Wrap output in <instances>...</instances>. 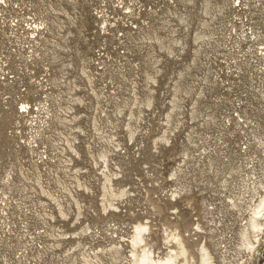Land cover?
Instances as JSON below:
<instances>
[{
  "label": "rangeland",
  "instance_id": "1",
  "mask_svg": "<svg viewBox=\"0 0 264 264\" xmlns=\"http://www.w3.org/2000/svg\"><path fill=\"white\" fill-rule=\"evenodd\" d=\"M263 194L264 0L0 3V264H264Z\"/></svg>",
  "mask_w": 264,
  "mask_h": 264
},
{
  "label": "bare ground",
  "instance_id": "2",
  "mask_svg": "<svg viewBox=\"0 0 264 264\" xmlns=\"http://www.w3.org/2000/svg\"><path fill=\"white\" fill-rule=\"evenodd\" d=\"M147 229L148 226L142 223L135 226L134 235L131 239L132 250L130 261L132 264H216L213 254L205 245L200 246L201 248L198 249L199 257L196 260V258L190 254L189 249L179 235L172 236L177 243V248L171 249L170 253L164 258L155 259V257L152 256V250L150 251V249L147 248L146 240L143 236V233ZM262 234H264V194L257 203L253 205L247 226L242 231V247L248 251V254L255 250L256 244L261 242L263 236L261 237L260 235ZM114 248L118 249V247ZM85 256L86 255H84V257ZM86 264L92 263L88 261Z\"/></svg>",
  "mask_w": 264,
  "mask_h": 264
},
{
  "label": "built area",
  "instance_id": "3",
  "mask_svg": "<svg viewBox=\"0 0 264 264\" xmlns=\"http://www.w3.org/2000/svg\"><path fill=\"white\" fill-rule=\"evenodd\" d=\"M3 0H0V3L2 2ZM24 110V109H23Z\"/></svg>",
  "mask_w": 264,
  "mask_h": 264
}]
</instances>
